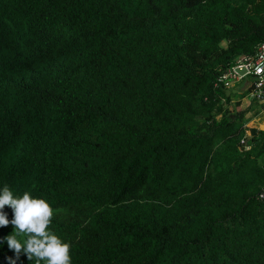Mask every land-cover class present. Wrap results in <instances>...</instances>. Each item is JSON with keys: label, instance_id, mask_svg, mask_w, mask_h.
I'll return each mask as SVG.
<instances>
[{"label": "trees", "instance_id": "trees-1", "mask_svg": "<svg viewBox=\"0 0 264 264\" xmlns=\"http://www.w3.org/2000/svg\"><path fill=\"white\" fill-rule=\"evenodd\" d=\"M263 42L264 0H0V191L70 264H264V104L216 85Z\"/></svg>", "mask_w": 264, "mask_h": 264}, {"label": "clouds", "instance_id": "clouds-1", "mask_svg": "<svg viewBox=\"0 0 264 264\" xmlns=\"http://www.w3.org/2000/svg\"><path fill=\"white\" fill-rule=\"evenodd\" d=\"M5 206L13 210L11 221L2 211ZM52 216V208L43 199L30 198L27 192L22 198H13L7 185L0 191V226L11 223L15 230V234L5 237L9 249L17 255L23 251L29 260L35 257L36 264H70V245L47 231ZM20 233L27 235L23 244L16 239Z\"/></svg>", "mask_w": 264, "mask_h": 264}, {"label": "built area", "instance_id": "built-area-1", "mask_svg": "<svg viewBox=\"0 0 264 264\" xmlns=\"http://www.w3.org/2000/svg\"><path fill=\"white\" fill-rule=\"evenodd\" d=\"M238 70H246V73L240 75ZM249 77L247 88L243 91L244 101L248 104L251 102H264V42L256 46L251 55H244L237 61V64L222 73L217 78V86H222L226 95V91L233 87V84L240 82L244 77ZM264 199V195H262Z\"/></svg>", "mask_w": 264, "mask_h": 264}, {"label": "crops", "instance_id": "crops-1", "mask_svg": "<svg viewBox=\"0 0 264 264\" xmlns=\"http://www.w3.org/2000/svg\"><path fill=\"white\" fill-rule=\"evenodd\" d=\"M245 78V77H244ZM244 78L239 82H236L234 84H237V83H241ZM248 82L249 80L245 81V83L243 84L242 87H238L235 91H233V93H229L226 91V96L229 97V98H233V96H241L243 94V91L247 88L248 86ZM233 84V85H234ZM245 95V94H244ZM241 101L246 103L244 101V97L241 96ZM248 104V103H246ZM251 104V103H250ZM249 105V104H248ZM263 119L262 122H260L261 120ZM256 122V123H255ZM248 126L249 127H256V128H260L259 130H264V113L263 112H259L249 123H248ZM259 126V127H258Z\"/></svg>", "mask_w": 264, "mask_h": 264}, {"label": "rangeland", "instance_id": "rangeland-1", "mask_svg": "<svg viewBox=\"0 0 264 264\" xmlns=\"http://www.w3.org/2000/svg\"><path fill=\"white\" fill-rule=\"evenodd\" d=\"M249 79H250L249 77H246V76H245L244 80H243L241 83L234 84L232 88L228 89V92H229V93H233V91H235L238 87H242L243 84L245 83V81H247V80H249ZM259 104H264V102H263V103H259ZM249 107H250V105H248V104L242 102V108H243V109H247V108H249ZM262 121H263V119H262L260 122H262ZM255 123H256V122H255ZM258 127H259V126H258ZM259 129H260V128H259Z\"/></svg>", "mask_w": 264, "mask_h": 264}, {"label": "water", "instance_id": "water-1", "mask_svg": "<svg viewBox=\"0 0 264 264\" xmlns=\"http://www.w3.org/2000/svg\"><path fill=\"white\" fill-rule=\"evenodd\" d=\"M236 72H237L238 74L242 75V74L246 73V70H244V69H242V70H238V69H236Z\"/></svg>", "mask_w": 264, "mask_h": 264}]
</instances>
